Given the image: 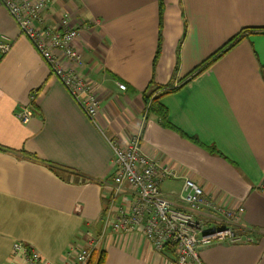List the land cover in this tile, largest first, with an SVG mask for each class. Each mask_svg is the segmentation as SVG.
Instances as JSON below:
<instances>
[{
    "label": "crops",
    "instance_id": "obj_1",
    "mask_svg": "<svg viewBox=\"0 0 264 264\" xmlns=\"http://www.w3.org/2000/svg\"><path fill=\"white\" fill-rule=\"evenodd\" d=\"M160 8L159 0H59L44 14L57 24L67 11L78 28L83 75L100 100L95 123L0 8V38L11 45L0 56V264L15 243L60 262L97 237L105 218L127 214L133 193L113 191L107 141L125 145L133 135L143 154L180 175L160 184L174 206L182 207L184 177L226 210L242 208L228 227L252 239L200 248V264H264V35L247 34L183 86L241 30L264 28V0H162ZM151 92L164 95V123L146 110ZM21 109L31 112L25 123L15 117ZM198 217L219 225L207 212ZM93 254L102 264H177L140 232L107 230Z\"/></svg>",
    "mask_w": 264,
    "mask_h": 264
},
{
    "label": "built area",
    "instance_id": "obj_2",
    "mask_svg": "<svg viewBox=\"0 0 264 264\" xmlns=\"http://www.w3.org/2000/svg\"><path fill=\"white\" fill-rule=\"evenodd\" d=\"M57 1L0 0V8L8 13L19 33L29 41L52 76L95 123L100 100L94 86L83 75V59L75 48L78 28L70 25V14L67 11L57 24L46 22L44 14ZM10 46L7 40L0 38V56L6 54ZM117 86L120 91L126 90L124 85ZM34 98L35 93L30 96L31 100ZM146 110L148 112V105ZM30 116L31 112L27 109H21L15 115L23 123ZM107 142L111 148V165L114 168L113 191L118 192L121 186L126 185L133 193L127 214H122L115 221L105 218L102 232L97 237H88L84 246L71 247L60 262L43 260L32 247L15 243L10 257L3 264H87L107 230L114 234L140 232L155 253L162 254L166 249H171L177 264H200V248L243 240L248 242L252 239L235 234L228 227L231 222L239 220L242 208L237 213L226 210L205 197L202 190L188 178L183 177L178 196L182 207L174 206L167 200L160 190V184L168 179H179L180 175L143 154L137 135H133L125 145L114 140ZM202 212H207L219 225L208 226L204 219L197 218Z\"/></svg>",
    "mask_w": 264,
    "mask_h": 264
},
{
    "label": "trees",
    "instance_id": "obj_3",
    "mask_svg": "<svg viewBox=\"0 0 264 264\" xmlns=\"http://www.w3.org/2000/svg\"><path fill=\"white\" fill-rule=\"evenodd\" d=\"M159 5H160V12H162V0H159ZM247 34H257V35H264V28L261 29H243L241 32H239L235 37H233L231 40H229L217 53L209 57L205 62H203L200 66H198L193 72H191L190 75H188L184 80H183V86L188 83L190 80L201 74L203 71L209 68L215 61L220 59L227 51H229L231 48H233L237 43H239L241 40H243ZM158 54V52H157ZM171 91V90H169ZM174 92V90H172ZM164 94L169 93L168 91H164ZM155 92L151 93H144L143 96V102L145 105L149 104L148 107V113L152 115H156L157 117L161 118L163 123L166 121V109L158 104V96L153 97ZM31 158V157H29ZM33 159V158H31ZM49 169H51L54 172H58L61 170V168L51 165V164H46L44 163ZM235 234H240V235H246V232L244 231H235ZM251 235V234H250ZM252 236V235H251ZM168 251L174 255L173 251L171 249H168ZM94 256L91 255V259L87 264H102L103 257L102 254H98L95 256L93 259L92 257Z\"/></svg>",
    "mask_w": 264,
    "mask_h": 264
},
{
    "label": "rangeland",
    "instance_id": "obj_4",
    "mask_svg": "<svg viewBox=\"0 0 264 264\" xmlns=\"http://www.w3.org/2000/svg\"><path fill=\"white\" fill-rule=\"evenodd\" d=\"M164 95H158V104H159V100L163 97ZM149 107V104H148ZM205 196V195H204ZM206 197V196H205Z\"/></svg>",
    "mask_w": 264,
    "mask_h": 264
}]
</instances>
